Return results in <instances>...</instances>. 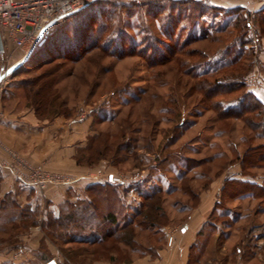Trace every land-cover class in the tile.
Segmentation results:
<instances>
[{
    "label": "rangeland",
    "instance_id": "obj_1",
    "mask_svg": "<svg viewBox=\"0 0 264 264\" xmlns=\"http://www.w3.org/2000/svg\"><path fill=\"white\" fill-rule=\"evenodd\" d=\"M209 1L207 3L211 4ZM216 15V19L206 17L210 25L206 26L207 38L184 48V51L204 53L202 58L198 55L184 58L187 64L200 60L208 63L195 72L186 74L188 65L182 68L170 63L152 68L141 56L114 58L94 50L78 62L64 63L54 83L56 101H61L63 109L69 112V116L61 117L67 119L77 115L90 121L86 144L75 157L77 163L104 171L109 167L114 169L115 175L123 179L118 184H122L125 198L136 209L141 208L140 211L144 209L140 206L145 195L161 192L160 211L154 225L136 227L137 253L130 254L120 245L121 248L95 258L91 255V247L63 244L47 234L44 223L35 220L41 215L36 211L37 214L25 220L0 223V263L42 264L38 259L41 253H46L47 259L57 264H117L128 259V255L130 262L134 256L141 257L147 248L153 255L161 246L163 231L184 223L202 199L208 204L207 213L204 212L206 222L190 264H264V160L240 165L245 150L263 145L264 138L256 137L239 119L224 120L223 123H229L226 126L217 124L216 113L206 103L199 102V95L192 87L197 75L210 74L241 56L238 72L244 87L220 101L228 103L237 94L248 91L264 105V35L259 43L254 42L250 33L245 39L252 40L243 49L234 48L232 42L238 33L232 27L235 15ZM84 16L82 13L68 15L52 25L48 41L31 54L29 62L9 74L8 83L0 91L6 98L3 103L10 108L13 105L28 107L40 121L60 117L38 118L19 83L39 72L36 70L39 57H54L60 53L58 47L75 38L87 18ZM131 19L127 22V30L133 36L137 27L133 30L129 27L137 26V22ZM152 26L157 37L173 47L172 42H167L156 31V21H152ZM228 46L231 48L225 51ZM15 55L20 58L23 54L16 51ZM234 70L236 68L227 72ZM251 75L256 79L247 82ZM101 179L105 182L107 175ZM229 179L255 183L263 186V190L252 189L258 196L252 197L243 194L245 186L229 183ZM61 187L68 186L53 188ZM239 194L243 195L231 199ZM214 202L219 208L211 207ZM97 207L96 213L100 216L107 211L108 204L101 202ZM23 248L28 250L27 254L16 256ZM195 258H199L197 263H194Z\"/></svg>",
    "mask_w": 264,
    "mask_h": 264
},
{
    "label": "trees",
    "instance_id": "obj_2",
    "mask_svg": "<svg viewBox=\"0 0 264 264\" xmlns=\"http://www.w3.org/2000/svg\"><path fill=\"white\" fill-rule=\"evenodd\" d=\"M80 13L87 18L83 20L75 38L58 47L60 53L53 55L54 57H39L36 69L39 72L22 79L19 83L27 102H31L35 115L40 119L69 116V112L63 109L61 101H56L57 93L54 83L62 71L64 63L78 62L87 53L94 50L114 58L130 55L141 56L149 61L148 64L152 68L170 63L182 68L188 65L186 67V74H188L208 64L203 60L187 64L184 59L193 55H198L200 58L204 56L202 51L198 53L195 50L184 51V48L198 39L207 38L206 26L210 25L206 23V17L214 16L216 19L218 13H222L226 17L235 15L232 27L237 29L238 33L232 42L234 48L243 49L252 40L245 39L250 33L253 35L254 42L259 43L264 35V8L250 13L242 8H218L207 3V1L94 0L70 15ZM131 18L137 22V26L129 27L132 30L137 27L133 36L127 30V22L132 20ZM152 21L157 22L156 31L168 40L167 42H172L173 47L157 37ZM51 28L29 50V56L22 65L29 62L31 54L48 41ZM230 48L228 46L224 50L229 51ZM240 58L241 56L210 74L197 75L192 87L199 95V102L206 103L216 113L217 124L226 126L229 123H223L224 120L239 119L253 131L256 137L264 138V105L251 92L239 93L228 103L220 101L224 96H229L237 92L239 88L244 87L242 76L238 72ZM51 65L53 67L43 71V68ZM20 67L9 74L15 73ZM235 68L236 70L231 71L232 73L227 72V70ZM35 88L37 89L35 90ZM257 150H261L260 153H257ZM240 159L241 166L252 165L255 161L264 160V144L248 147ZM228 182L245 186L246 188L242 189L243 194H251L252 197H258L255 191H251L252 189L263 190L261 185L246 183L238 179H229ZM120 191H123L122 184L114 183L109 179L102 183L93 184L86 189L88 200L76 204L66 203L63 214L58 217L48 216L38 222L44 223L43 227L47 230V234L55 240L59 239L63 244L79 243L91 247V255L95 258H100L101 254L110 250L121 248L120 245L127 249L130 254L137 253L136 227L154 225V221L157 220V213L160 211L161 192L156 191L145 195L144 203L140 206L144 209L142 211H140L141 208L135 209L130 217L128 206L121 200ZM243 194L233 196L231 199H237ZM101 202L108 204V207H106L107 211L98 216L96 209ZM217 204L215 203V208H219ZM11 206H17L11 195H6L0 200V210ZM35 214L36 211L23 208L18 219H8L6 223L25 220ZM35 220H33L34 223H36ZM119 223L121 225L118 226ZM56 230L61 232L55 233ZM197 245L198 242L196 241L192 245V250L197 248ZM148 251L151 252L152 250L147 248L141 255L148 254ZM46 255V253L45 255L41 253L38 258L42 264L49 261ZM129 256L128 259L120 261L128 263ZM191 258L192 255L190 254L188 264H190ZM198 261L199 258H195L194 263ZM0 264L6 263L1 262Z\"/></svg>",
    "mask_w": 264,
    "mask_h": 264
},
{
    "label": "crops",
    "instance_id": "obj_3",
    "mask_svg": "<svg viewBox=\"0 0 264 264\" xmlns=\"http://www.w3.org/2000/svg\"><path fill=\"white\" fill-rule=\"evenodd\" d=\"M209 2L218 8H242L250 13L264 8V0ZM3 98V95H0V143L3 147L18 152L29 162L44 165L52 172L78 178L74 185L63 188L49 187L44 193H40L19 185L7 169L0 167V200L6 195H11L17 205L0 210V223L8 219H18L23 208L40 211L41 215H38L40 221L48 216L58 217L65 212L66 203L76 204L88 200L86 189L93 184L102 183V176L107 175L109 179L110 175H115L111 167L104 171L95 167L80 166L75 159L80 148L86 144L90 122L87 118L74 115L67 119L60 116L51 121H40L30 108H19L16 105L10 108L8 104L2 102L6 99ZM7 159V152L0 147V163ZM120 196L122 202L128 206L129 213L134 212L136 206L127 201L123 191H120ZM214 205L215 202L211 203L212 208H215ZM206 206L207 202L200 199L184 223L170 231H163L161 246L155 249L153 255L148 253L141 257L134 256L129 263L117 264H188L190 254L197 249L192 250V245L202 239L200 231L206 222L204 219L208 210ZM169 237H172V240L168 244Z\"/></svg>",
    "mask_w": 264,
    "mask_h": 264
},
{
    "label": "built area",
    "instance_id": "obj_4",
    "mask_svg": "<svg viewBox=\"0 0 264 264\" xmlns=\"http://www.w3.org/2000/svg\"><path fill=\"white\" fill-rule=\"evenodd\" d=\"M94 0H0V38L3 51L0 53V91L8 83L9 69L24 57L42 39L48 30L59 20L68 16ZM207 1V0H197ZM56 20V21H57ZM21 52L17 58L15 52ZM255 75L247 77V82L255 80ZM2 147L8 154V159L0 163L11 177L21 186L44 193L50 186H69L76 178L48 172L39 164H31L14 151ZM112 182H122L121 176L110 175ZM172 237L168 238L169 244ZM23 248L15 254L23 257L27 254Z\"/></svg>",
    "mask_w": 264,
    "mask_h": 264
},
{
    "label": "water",
    "instance_id": "obj_5",
    "mask_svg": "<svg viewBox=\"0 0 264 264\" xmlns=\"http://www.w3.org/2000/svg\"><path fill=\"white\" fill-rule=\"evenodd\" d=\"M57 20V19H56ZM56 20H54L52 23L56 22ZM40 39L38 38L37 41H39ZM3 51V46H2V42H1V38H0V53H2ZM29 56V52L19 61L17 62L12 68L9 69L8 73L13 71L15 68H17L18 66H20L23 61ZM45 264H57L53 259L49 260L48 262H46Z\"/></svg>",
    "mask_w": 264,
    "mask_h": 264
}]
</instances>
